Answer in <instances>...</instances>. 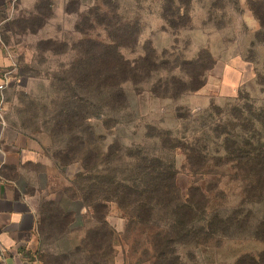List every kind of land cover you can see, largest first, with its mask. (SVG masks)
<instances>
[{
  "label": "rangeland",
  "instance_id": "374dc122",
  "mask_svg": "<svg viewBox=\"0 0 264 264\" xmlns=\"http://www.w3.org/2000/svg\"><path fill=\"white\" fill-rule=\"evenodd\" d=\"M6 8L0 37L14 69L0 175L20 181L38 207L36 264H155V236L169 231L172 208L159 206L140 224L115 200L96 214L79 198L92 183L98 191L115 179L140 181L132 153L171 165L180 196L193 187L208 196L190 229L204 234L209 224L213 238L170 244L171 258L264 264V198L228 163L220 133L235 107L264 113V28L253 10L264 20V0H11ZM115 45L132 62L149 54L138 65L150 74L118 85L84 81L83 70ZM200 57L190 71L204 70L203 87L174 96L173 77L192 82L180 64ZM235 123V135L252 136Z\"/></svg>",
  "mask_w": 264,
  "mask_h": 264
},
{
  "label": "trees",
  "instance_id": "16d2710c",
  "mask_svg": "<svg viewBox=\"0 0 264 264\" xmlns=\"http://www.w3.org/2000/svg\"><path fill=\"white\" fill-rule=\"evenodd\" d=\"M172 2L174 3V1ZM183 7V5L179 6V12ZM253 10L264 28L263 18L255 8ZM117 46L119 47L118 44ZM117 46L109 47L114 53H106L101 58H95L97 66L91 63V67H86L83 70L81 75L84 81L90 83L98 80L101 83L113 82V84L118 85L129 79L138 81L142 76L150 74L151 69H146L143 64L141 66L138 65L139 62L149 61V54L140 60L132 62L124 58L118 51ZM149 50L154 53L152 48ZM203 54H206L211 58V61H214L210 53L204 52ZM200 61L201 57L197 60H184L180 64V67L187 71L192 82L173 77L174 81L171 83L174 85L175 91L172 93L174 96L183 91H194L203 87L204 81L202 77H204V70H201L200 73L190 71L193 67L199 68ZM155 64L159 65L157 62ZM167 92H170V89H167ZM245 106L249 113L245 114L244 108H233L230 116L234 121L230 120L229 124L224 126L220 133L224 136V150L226 151L228 163L234 164L235 168L244 170L250 180L252 192L256 197L264 198V136H262L261 132V128L264 127V113H258L253 104L247 103ZM213 108L217 109L215 106ZM63 116H65V113L61 112L60 117L62 118ZM234 122L237 123L235 125L240 127L241 130L249 129L252 132V136L243 139L242 136L235 135L232 131L233 129H229ZM64 123L66 124L65 121ZM64 123L60 121L58 125H65ZM247 126H250V128H247ZM258 127L260 128L258 129ZM128 157L135 160L136 166L133 171L141 176L140 181L131 183L115 179L111 185L98 191H94L97 187L92 183L88 186L92 191L79 198L82 199L85 205L92 208L96 214L106 208V204H104L106 200H115L122 208L134 209L135 215L133 218H136L140 224L150 223L155 217L159 206L172 208L174 215L169 231L159 232L155 236L153 244L156 252L155 264H182L178 261V258L177 260L174 257L171 258L166 247L176 242H192L201 239L209 241L213 238L214 233L211 232L209 224L204 227V234H194L190 229L195 224L200 212L207 208L208 196L203 190L196 187L190 189L186 198L180 196L176 186V172L174 173L172 166L166 164V161L159 156H140L138 153H132ZM188 157L191 161V156L188 155ZM87 180L91 181V179ZM76 197L78 196L75 195ZM60 211L63 212L62 210ZM100 218L101 220L103 219L102 217ZM41 219L42 217L39 213V230ZM217 219L225 222V219ZM257 233V236L264 239V219L260 223ZM102 242L101 240V244Z\"/></svg>",
  "mask_w": 264,
  "mask_h": 264
},
{
  "label": "crops",
  "instance_id": "0c3cea01",
  "mask_svg": "<svg viewBox=\"0 0 264 264\" xmlns=\"http://www.w3.org/2000/svg\"><path fill=\"white\" fill-rule=\"evenodd\" d=\"M10 1L0 0V14ZM13 64L12 57L0 37V84L7 81V88L14 69ZM238 72L241 76L242 73ZM224 84L227 82L224 81ZM239 84L237 82L234 86L238 87ZM6 146V125L0 122V160L2 161L7 158ZM39 243L37 205L20 181L10 178L7 174L0 175V264H36L37 260L34 258L37 256Z\"/></svg>",
  "mask_w": 264,
  "mask_h": 264
},
{
  "label": "built area",
  "instance_id": "2783aa9c",
  "mask_svg": "<svg viewBox=\"0 0 264 264\" xmlns=\"http://www.w3.org/2000/svg\"><path fill=\"white\" fill-rule=\"evenodd\" d=\"M7 85H8L7 81L0 84V122L4 121V115L6 111L5 91H6Z\"/></svg>",
  "mask_w": 264,
  "mask_h": 264
}]
</instances>
